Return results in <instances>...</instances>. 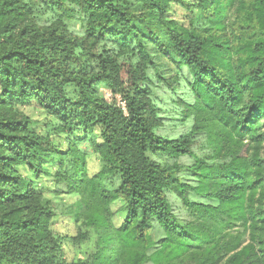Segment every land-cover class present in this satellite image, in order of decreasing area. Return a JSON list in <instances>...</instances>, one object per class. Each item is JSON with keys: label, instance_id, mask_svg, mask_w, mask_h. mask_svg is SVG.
Segmentation results:
<instances>
[{"label": "trees", "instance_id": "obj_1", "mask_svg": "<svg viewBox=\"0 0 264 264\" xmlns=\"http://www.w3.org/2000/svg\"><path fill=\"white\" fill-rule=\"evenodd\" d=\"M41 1L68 10L62 0ZM171 3L189 7L184 0H78L87 23L79 37L59 22L37 24L23 0H0V264H62L63 238L49 229L56 207L17 170L26 166L38 176L55 162L66 186L56 193L79 194L81 210L67 212L94 235L93 252L70 264H264V202L254 211L246 206L249 193L264 186L258 151L247 164L237 157L197 160L189 170L193 184L180 181L185 199L192 191L216 201L188 203L208 226L236 225L235 234L226 231L214 242L176 220L161 178L178 167L166 159L190 156L199 134L264 139V0H196L199 17L186 24L165 17ZM109 38L120 47L134 41L145 61L150 43L187 67L195 118L188 132L175 139L155 133L147 103L131 93L137 85L117 59L90 54L88 46ZM102 89L119 95L122 105ZM27 101L59 133L83 130L87 138L97 128L92 149L100 169L87 175V153L77 148L83 139L59 151L30 130L28 117L16 110ZM117 200L125 218L114 227L109 204ZM79 239L85 236L71 241Z\"/></svg>", "mask_w": 264, "mask_h": 264}, {"label": "rangeland", "instance_id": "obj_2", "mask_svg": "<svg viewBox=\"0 0 264 264\" xmlns=\"http://www.w3.org/2000/svg\"><path fill=\"white\" fill-rule=\"evenodd\" d=\"M136 1L138 0H133L134 3ZM184 1L189 7L171 3L165 17L178 24H186L194 15L198 18L196 0ZM23 2L37 24L42 26L59 22L70 35L84 36L87 23L83 21L78 0H62L68 9L67 12L60 11L54 6H47L41 0H23ZM145 47L149 61L144 60V55L134 41H131L128 47H120L109 38L88 46L90 54L116 58L123 76L136 83V89H133L134 86L130 87L131 93L143 98L147 103L145 112L155 125V133L164 138H178L190 130L195 119L192 106L194 94L190 86L191 76L187 67L181 64L176 56L166 54L150 43H146ZM101 91L109 102L122 105L119 95H113L106 89ZM16 108L19 113L28 117L30 130L44 137L50 148L66 151L72 140L83 139L77 144V148L87 153L84 158L87 175H92L100 169L99 156L92 149V142L98 141L97 128H94L93 135L87 138L83 130L62 134L54 129L55 121L47 116L36 102H21L16 105ZM191 151L190 156L166 159L167 163H175L178 167L175 171L171 169L172 171L161 174L162 181L165 183L164 194L174 217L190 232L205 241L214 242L221 233L226 231L235 234L236 225L226 229L214 223L208 226L202 215L195 213L188 203L197 201L216 204V201L201 197L188 189H186L189 191L188 198L185 199L178 191L180 181L184 184L185 182L193 184L189 170L197 160L219 163L237 157L238 163L247 164L254 151H258L264 159V139L259 144H254L248 140L239 141L235 136L225 133L220 135L212 130L208 134L203 133L195 137ZM17 170L31 180L34 188L56 207L57 214L51 219L49 229L63 238L59 246L62 264H70L75 258H86L93 252L94 235L90 229L82 225V219H76L67 212L70 207L76 213L81 210L79 194L56 193L57 190L66 189L63 182H58V162L43 165L42 172L38 176L30 172L26 166L19 167ZM246 198L247 210L254 211L259 208V205L264 202V186L256 188ZM77 200H79L78 205ZM122 204L123 202L119 200L109 204L112 212L111 222L114 227H118L125 218ZM77 235H84L85 239H79L76 244L71 241V238Z\"/></svg>", "mask_w": 264, "mask_h": 264}]
</instances>
